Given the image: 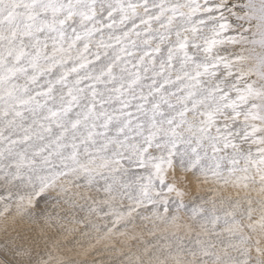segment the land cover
Wrapping results in <instances>:
<instances>
[{
	"label": "snow or ice",
	"instance_id": "snow-or-ice-1",
	"mask_svg": "<svg viewBox=\"0 0 264 264\" xmlns=\"http://www.w3.org/2000/svg\"><path fill=\"white\" fill-rule=\"evenodd\" d=\"M0 264H264V0H0Z\"/></svg>",
	"mask_w": 264,
	"mask_h": 264
}]
</instances>
